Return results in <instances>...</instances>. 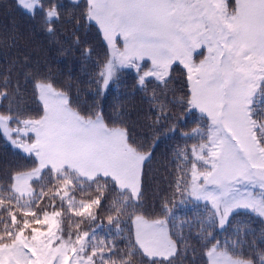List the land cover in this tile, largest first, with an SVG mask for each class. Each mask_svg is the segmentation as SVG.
<instances>
[{
  "label": "snow or ice",
  "instance_id": "obj_1",
  "mask_svg": "<svg viewBox=\"0 0 264 264\" xmlns=\"http://www.w3.org/2000/svg\"><path fill=\"white\" fill-rule=\"evenodd\" d=\"M71 3L80 16L66 22L94 23L107 46L98 95L133 69L140 89L153 85L154 123L163 119L176 133L192 114L196 126L180 132L185 145L175 152L171 197L149 212L143 180L152 152L119 115L81 110L54 77L26 70L38 102L33 115L19 81L5 75L0 135L30 165L0 181V264H176L189 252L194 262L193 239L202 264H264V230L237 225L228 234L242 214L264 225V0ZM19 4L33 15L39 9L49 34L65 22L55 0ZM91 54L83 49L85 58ZM177 72L187 90L169 101ZM174 107L179 115L169 114ZM190 204L203 205L199 218L177 231V212Z\"/></svg>",
  "mask_w": 264,
  "mask_h": 264
},
{
  "label": "trees",
  "instance_id": "obj_2",
  "mask_svg": "<svg viewBox=\"0 0 264 264\" xmlns=\"http://www.w3.org/2000/svg\"><path fill=\"white\" fill-rule=\"evenodd\" d=\"M49 2L50 0H45L44 3L47 5ZM55 2L61 5L65 22L57 24V31L52 35L42 27V13L39 9L33 15L25 11L17 0H0V83L5 75L11 77L13 85L19 81L25 102L23 107L33 115L38 108V102L32 95L31 82L24 79L26 70L54 77L59 86L70 92L73 101L81 110L98 109L106 118H117L119 115L132 129L136 142L152 152V157L144 168L143 203L149 212H158L161 202L171 197L178 175L175 152L185 145L180 132H190L196 126L195 116H184L176 133L167 131L169 123L163 119L159 124L154 123L158 113L150 103L153 85L149 84L147 92L140 89L133 69L121 70L119 83L111 85L98 95V73L105 60L107 46L98 27L93 23L81 21L77 26L66 22L71 16H80L81 10L73 7L71 0ZM80 2L82 5L85 3ZM229 3L231 4V0ZM76 37H79V45L74 43ZM85 47L92 49L89 58L82 55ZM186 83L183 75L175 73L172 83L168 86V100L181 97L187 90ZM9 91H14V88ZM7 106L8 100L0 101V110ZM169 114L179 115L180 108H172ZM29 165L30 161L25 154L13 148L11 143L0 135V181L6 180L8 172L17 166ZM202 207L203 205L190 204L181 208L177 212L176 230L180 231V225L185 221L198 219ZM237 225L250 227L257 234L264 230L260 220L251 214L238 216L228 234H232ZM182 231L186 237L189 236L187 226ZM191 232L194 236L195 229ZM217 238L223 240L225 234L218 232ZM191 243L196 247L195 261L193 262V256L189 252L186 257L178 258L176 264H202L199 246L194 239Z\"/></svg>",
  "mask_w": 264,
  "mask_h": 264
},
{
  "label": "rangeland",
  "instance_id": "obj_3",
  "mask_svg": "<svg viewBox=\"0 0 264 264\" xmlns=\"http://www.w3.org/2000/svg\"><path fill=\"white\" fill-rule=\"evenodd\" d=\"M18 1V3H19V0H17ZM49 1V0H48ZM80 1H83V2H85V0H80ZM44 2H45V0H44ZM231 3H234V0H231ZM21 6V5H20ZM22 7V6H21ZM23 8V7H22ZM24 9V8H23ZM25 10V9H24ZM26 11V10H25ZM28 12V11H27ZM94 24V23H93ZM95 25V24H94Z\"/></svg>",
  "mask_w": 264,
  "mask_h": 264
}]
</instances>
